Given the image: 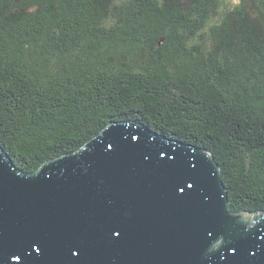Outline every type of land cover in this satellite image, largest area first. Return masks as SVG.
I'll use <instances>...</instances> for the list:
<instances>
[{"label":"trees","instance_id":"trees-1","mask_svg":"<svg viewBox=\"0 0 264 264\" xmlns=\"http://www.w3.org/2000/svg\"><path fill=\"white\" fill-rule=\"evenodd\" d=\"M206 148L264 210V0H0V145L32 172L110 121Z\"/></svg>","mask_w":264,"mask_h":264},{"label":"water","instance_id":"water-1","mask_svg":"<svg viewBox=\"0 0 264 264\" xmlns=\"http://www.w3.org/2000/svg\"><path fill=\"white\" fill-rule=\"evenodd\" d=\"M227 201L206 148L137 120L32 172L0 145V264H264V210Z\"/></svg>","mask_w":264,"mask_h":264},{"label":"snow or ice","instance_id":"snow-or-ice-1","mask_svg":"<svg viewBox=\"0 0 264 264\" xmlns=\"http://www.w3.org/2000/svg\"><path fill=\"white\" fill-rule=\"evenodd\" d=\"M187 187H188V188H191V185H187ZM178 189H179V192H181V193H183V192L185 191V189H184L183 186H179V185H178ZM117 235H118V233H117ZM15 258H16V259H20V256L17 255Z\"/></svg>","mask_w":264,"mask_h":264}]
</instances>
